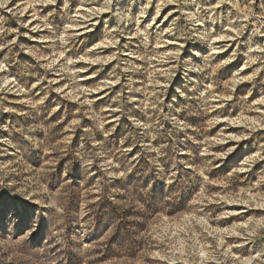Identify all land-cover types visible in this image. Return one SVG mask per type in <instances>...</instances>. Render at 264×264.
I'll return each instance as SVG.
<instances>
[{
  "label": "rangeland",
  "instance_id": "obj_1",
  "mask_svg": "<svg viewBox=\"0 0 264 264\" xmlns=\"http://www.w3.org/2000/svg\"><path fill=\"white\" fill-rule=\"evenodd\" d=\"M0 264H264V0H0Z\"/></svg>",
  "mask_w": 264,
  "mask_h": 264
}]
</instances>
